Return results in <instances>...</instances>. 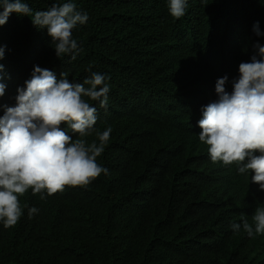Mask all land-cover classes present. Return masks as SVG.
<instances>
[{
  "label": "trees",
  "instance_id": "trees-1",
  "mask_svg": "<svg viewBox=\"0 0 264 264\" xmlns=\"http://www.w3.org/2000/svg\"><path fill=\"white\" fill-rule=\"evenodd\" d=\"M26 2L35 12L63 0ZM76 4L89 20L73 30L75 60L57 58L47 29L27 16L13 13L0 26V116L34 66L74 83L94 72L109 77L107 108L89 101L94 127L112 128L97 158L109 173L45 199L31 190L19 197L18 223L0 224V264H264V235L231 228L252 223L264 191L234 164L213 163L197 125L202 106L216 99L217 79L238 77L253 44H264L252 32L256 21L264 31L262 0H189L179 19L167 0ZM31 207L39 212L30 218Z\"/></svg>",
  "mask_w": 264,
  "mask_h": 264
},
{
  "label": "clouds",
  "instance_id": "clouds-1",
  "mask_svg": "<svg viewBox=\"0 0 264 264\" xmlns=\"http://www.w3.org/2000/svg\"><path fill=\"white\" fill-rule=\"evenodd\" d=\"M189 0H167L174 18L185 15ZM264 3V0H262ZM27 16L38 30L47 29L57 58L80 51L73 30L89 20V14L77 7L76 0L53 3L46 10L35 11L26 0H0V26L11 14ZM256 37H264L260 22L252 26ZM256 54L238 66V77L227 75L215 84L216 99L202 106L199 141L208 146L213 163L235 165L238 173L250 175L251 182L264 191V44H253ZM0 46V61L5 58ZM4 65L0 64V73ZM3 76H0V80ZM109 77L94 72L83 83H74L61 73L59 78L48 69L34 66L30 78L17 88L15 106H3L0 116V224L15 226L23 215L19 197L29 190L41 199L63 191L65 186H87L109 170L97 163L110 139L112 128L99 131L97 102L108 106ZM231 84V91L227 85ZM87 85V87L85 86ZM6 84L0 82V97ZM88 98V99H85ZM69 130L72 134H69ZM95 133L96 140L86 138ZM78 134L74 139L73 135ZM39 212L28 209L31 218ZM249 238L264 235V207H257L252 223H234Z\"/></svg>",
  "mask_w": 264,
  "mask_h": 264
}]
</instances>
